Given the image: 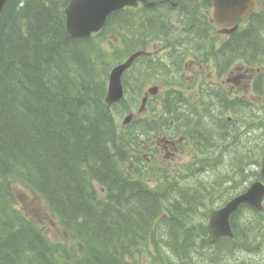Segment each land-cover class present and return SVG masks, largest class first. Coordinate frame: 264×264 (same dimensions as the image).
<instances>
[{
  "label": "trees",
  "instance_id": "16d2710c",
  "mask_svg": "<svg viewBox=\"0 0 264 264\" xmlns=\"http://www.w3.org/2000/svg\"><path fill=\"white\" fill-rule=\"evenodd\" d=\"M65 4L9 0L0 15V264H209L208 211L198 218V211L172 205L185 196L172 191L166 198L164 185L152 187L147 179L156 173L146 165L137 168L140 178L125 174L122 163L133 161L139 138L120 129L118 105L106 103L107 54L93 38L66 36ZM128 13H116L110 24H132ZM245 35L233 37L235 53L261 43L259 35ZM141 46L130 40L125 52ZM165 115L176 117L177 108L166 107ZM204 127L189 124L192 136ZM14 180L35 188L80 235L79 253L52 241L17 207Z\"/></svg>",
  "mask_w": 264,
  "mask_h": 264
},
{
  "label": "rangeland",
  "instance_id": "374dc122",
  "mask_svg": "<svg viewBox=\"0 0 264 264\" xmlns=\"http://www.w3.org/2000/svg\"><path fill=\"white\" fill-rule=\"evenodd\" d=\"M200 4V3H199ZM219 30V27H217ZM216 39H221L220 32H217ZM105 47L108 49H113L114 46L120 47V41L118 37L111 32V29L108 31L104 32L103 34V40ZM162 45L161 44H155L153 47H149V50H156L160 49ZM160 53V51H159ZM202 67V66H201ZM196 69H200V67H197ZM193 70L190 73L191 79L194 76H197L199 80H204L209 81V82H215L217 81V69L216 72L214 73L213 70L210 72V76H207L204 78V75H201L200 71ZM234 74L229 73L228 71L224 73L222 79L219 80V82H225L227 80V84L225 85V89L230 92L233 91L236 87L238 86H244L243 85V79H237V82L234 81ZM162 83L161 90L158 92L159 96L163 94L164 90L167 87V84L163 81H160ZM155 86L157 88V83H151L146 89H143L141 91V94H145V92L148 90L149 87ZM190 97L195 101L194 95L193 94H188ZM130 94L128 95V97ZM157 97L154 98L156 100ZM157 104H159L158 101H156ZM150 144H147L149 146ZM240 148H243L242 150H239ZM239 150V151H238ZM221 154L219 155L218 163L215 165L219 167L221 164L220 159L223 157L226 158L229 162L232 163L234 168L240 164H244V146H240L239 148L233 146L231 148H226L224 149ZM145 153L143 154L144 157ZM214 155H217V153H213V155L210 158H213ZM190 156L186 154L185 156L180 155V162L177 160L173 163L170 162L171 165H178V164H183L189 160ZM155 163L158 165H166L167 162L163 160V153H156L155 155ZM144 165V164H143ZM197 166V164L195 165ZM193 166V167H195ZM132 168H135V165H132ZM213 168V167H211ZM203 171H197L193 175L189 176L186 179H183L180 181V184L183 186V191L185 194V198L182 201L181 205L182 206H192L193 207V212L199 211V206L201 203H203L206 199V197L211 193V189L213 186V179L209 177L208 175H201L200 173ZM230 171H227L226 175H229ZM160 178H163L161 176ZM230 185L233 183L234 187L233 189H238V188H243L244 187V179L240 181H233L232 179H229ZM97 185V188L100 192L101 196L105 195V190L103 187H101L98 183L95 182ZM199 194L200 196H203V198H198L191 197V194ZM14 192L16 193L18 199L20 200V206L21 208L26 212L25 215L31 217L32 219H35L40 226H42L45 231L47 232L49 238L52 241H62L67 244H75L77 243V239L74 235L67 233L65 228L60 224L58 219L55 217L52 209L50 208L49 204L47 201L37 194L35 191H33L29 186H27L24 183L18 182L14 184ZM118 197L120 194L117 192L116 193ZM190 199L192 202L188 201ZM193 199V200H192ZM194 201V204H193ZM18 203V201H17ZM187 211V210H186ZM244 216V213L242 214ZM251 219H255L258 217V214H251L249 215ZM238 232H239V241L241 242V245L237 251H232V252H223L218 255H210L209 256V264H244V228L241 227L239 229L238 227ZM69 248L75 250L72 248L70 245H68ZM76 251V250H75ZM77 252V251H76ZM79 253V252H78ZM214 260V261H213ZM146 263H150V260L147 258ZM140 264H145L141 262Z\"/></svg>",
  "mask_w": 264,
  "mask_h": 264
},
{
  "label": "flooded vegetation",
  "instance_id": "af4514ba",
  "mask_svg": "<svg viewBox=\"0 0 264 264\" xmlns=\"http://www.w3.org/2000/svg\"><path fill=\"white\" fill-rule=\"evenodd\" d=\"M255 3H256L255 11L253 13H256V14L254 15L252 14L253 16L251 15L249 19L244 20V34H246L244 38L246 39L248 37L254 36V34L259 35V37L261 38V43L259 44L258 47H255V46L247 47V48L243 47L244 55L251 57V60H250L251 63H258V62L264 61V0H255ZM259 16H260V20L252 21L256 17H259ZM194 26H195L194 38L198 40L199 42H201L202 38H205L206 36L210 35L211 31L215 30V27H216L212 21L211 16L208 17L206 22L195 23ZM232 35L233 34H227L228 39H226V44L228 46H230V43L232 42V39H233ZM213 40H215V38H213ZM244 90L247 91L252 96L250 98L244 96L251 103H254L253 95L254 93H256V97H255L257 101L256 104L261 112L260 118L264 120V70L263 69H260L257 74L255 70L244 69ZM131 130H133L134 133L136 132L135 128H131ZM217 145H218L220 152H222L226 148L232 149L233 147V146L228 147L229 143L227 142V140L221 139L218 136H217ZM134 147H135V144H134ZM217 155L219 156L220 154L217 153ZM256 155H259L261 159L264 157V144L260 146V151H257ZM144 156L146 157V155ZM221 161H222V158L220 159V162ZM135 163L136 162H134L133 164L135 165ZM217 168L218 167L215 165L214 162L205 161L201 165L192 167L191 171L192 173H196L197 171H203L200 173L201 175H208L209 172L214 171ZM228 171H230L229 175H227L229 179H232L233 181H240L244 179V164H240L236 166L235 168L233 166L232 169ZM263 171H264V165L260 163L258 167V173H259L260 180L264 183ZM171 192L172 190L169 191L167 194H165V197L166 198L169 197ZM178 192L180 193L182 197L185 196L184 192H180V191ZM193 195L195 198H198L200 196L199 194H193ZM169 201L172 203V205H176V204L180 205L181 204L180 202H182V198L177 197ZM187 209L190 211H193L192 206L189 208L187 207ZM254 213L257 214L255 211L252 210V208H247V210L244 213V216H242L241 214L237 219V225L239 229L241 227L244 228V245L248 241V232L252 225H254L256 222H259L260 225L264 227V215L260 214L258 215L257 218L251 219L249 215L254 214ZM176 214L177 216H179L177 212ZM198 217H199V211H198ZM165 218H168V215H165ZM258 234L260 235V240L257 243L251 242L252 245L250 247H247L245 245L248 251L244 253V264H264V229L258 231Z\"/></svg>",
  "mask_w": 264,
  "mask_h": 264
},
{
  "label": "water",
  "instance_id": "95a60500",
  "mask_svg": "<svg viewBox=\"0 0 264 264\" xmlns=\"http://www.w3.org/2000/svg\"><path fill=\"white\" fill-rule=\"evenodd\" d=\"M7 0H0V12ZM245 0H214L216 18L220 24H231L238 18H244L247 9L244 7ZM130 3L129 0H72L67 13V34L69 37L87 36L92 31L99 30L105 23L107 16L115 9ZM133 55L127 63L117 66L110 76V96L113 101L121 96L120 79L122 72L131 63ZM241 198L231 203L226 209L214 214L211 231L212 238L221 234H230L228 216L237 207Z\"/></svg>",
  "mask_w": 264,
  "mask_h": 264
},
{
  "label": "bare ground",
  "instance_id": "6f19581e",
  "mask_svg": "<svg viewBox=\"0 0 264 264\" xmlns=\"http://www.w3.org/2000/svg\"><path fill=\"white\" fill-rule=\"evenodd\" d=\"M4 79V78H3ZM106 103L108 104V106L109 107H115L117 104L115 103V102H113V101H111V100H109L108 98H106ZM117 108H116V110H118V106H116ZM136 134H137V137L139 138V143H137V145L138 146H136V148L139 150V152H135V151H132V154H133V156H132V158L131 159H133V161L130 163V164H132L133 165V163L134 162H136L135 163V168H136V170H137V168L138 167H142V166H145L146 165V157L144 156L143 157V154L145 153V151H144V147H143V141H142V139H141V137H140V135H139V133H138V131L136 130ZM103 142V141H102ZM121 145V144H120ZM104 147V146H103ZM127 147V146H126ZM236 147V146H235ZM135 148V147H134ZM122 151H123V149H122ZM118 154H119V151L117 152V153H115V157L116 158H118L119 156H118ZM139 157H142V158H144L142 161H140L139 160ZM205 161H210V162H214L215 164L216 163H218V160L217 159H215V158H203L201 161H199V162H197V163H194V164H189V165H186V166H184V167H182L181 169H179L177 172H175L174 174H172V175H164L163 176V178H159L158 179V181H157V183H156V185H158V184H160V185H164L169 191H180V192H184L183 191V186L180 184V181L181 180H183V179H186V178H188L189 176H191V175H193L194 173H192V167L193 166H195L196 164L197 165H201V164H203V162H205ZM144 164V165H143ZM212 164V163H211ZM152 170H154L155 171V173H157L158 172V170L156 169V168H151ZM175 180V181H174ZM19 181L18 180H14V181H12V186H13V190H14V184L15 183H18ZM155 185V186H156ZM231 186V188H233L234 187V185H233V183L230 185ZM104 189V188H103ZM129 192H131V191H129ZM16 194V193H15ZM204 196V195H203ZM203 196H200V198H203ZM132 197V196H131ZM134 197V196H133ZM122 198V197H121ZM125 199H127V198H125ZM193 200V199H192ZM17 201H18V199H17ZM121 207V206H120ZM53 211V210H52ZM54 213V212H53ZM54 215H55V213H54ZM56 216V215H55ZM29 217V216H28ZM57 217V216H56ZM29 218H31V217H29ZM122 226V225H121ZM125 229H129L130 230V228H126V227H124ZM182 233V232H181ZM125 234H118L117 236H116V238L117 237H123V238H125V239H128V240H130L131 239V235L129 236H124ZM238 237H239V232H238ZM58 241V240H57ZM116 246H117V248L120 250V248H121V246L119 245V243H116L115 244ZM132 245V244H131ZM131 247V246H130ZM162 247H163V245H162ZM165 254V253H164ZM168 256V255H167ZM12 258V257H11ZM18 258V257H17ZM253 259V258H252ZM17 261V260H16ZM147 261V260H146ZM214 261V260H213ZM212 264V263H211Z\"/></svg>",
  "mask_w": 264,
  "mask_h": 264
}]
</instances>
